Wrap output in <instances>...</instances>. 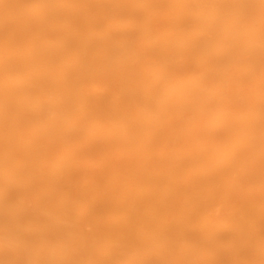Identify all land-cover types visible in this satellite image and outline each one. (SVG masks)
I'll list each match as a JSON object with an SVG mask.
<instances>
[{
  "label": "bare ground",
  "instance_id": "bare-ground-1",
  "mask_svg": "<svg viewBox=\"0 0 264 264\" xmlns=\"http://www.w3.org/2000/svg\"><path fill=\"white\" fill-rule=\"evenodd\" d=\"M0 264H264V0H0Z\"/></svg>",
  "mask_w": 264,
  "mask_h": 264
}]
</instances>
